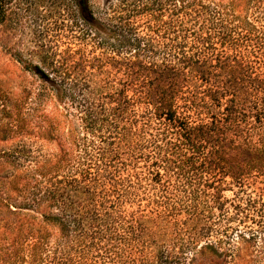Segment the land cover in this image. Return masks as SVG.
Instances as JSON below:
<instances>
[{"label": "trees", "instance_id": "16d2710c", "mask_svg": "<svg viewBox=\"0 0 264 264\" xmlns=\"http://www.w3.org/2000/svg\"><path fill=\"white\" fill-rule=\"evenodd\" d=\"M11 1L0 0V24ZM160 1L144 3L162 13ZM234 2L173 0L152 33L122 15L109 52L92 55L83 39L106 26L78 0L79 48L27 66L63 95L67 123L49 119L41 132L54 152L20 138L0 154V165L11 164L0 219L29 210L46 224L4 226L19 237L5 264H225L210 226L187 234L158 222L174 208L239 209L240 242H260L264 258V20ZM12 129L15 139L24 133L18 121ZM192 234L189 257L178 245Z\"/></svg>", "mask_w": 264, "mask_h": 264}, {"label": "rangeland", "instance_id": "374dc122", "mask_svg": "<svg viewBox=\"0 0 264 264\" xmlns=\"http://www.w3.org/2000/svg\"><path fill=\"white\" fill-rule=\"evenodd\" d=\"M145 0H89L90 11L94 17L104 23V34L94 38L83 39L87 44L86 51L93 50L92 55H99L101 52L108 53L111 40L115 35L113 27L123 15L129 17L134 27L142 32L152 33L149 26L155 25L158 19L169 20L172 13L171 3L173 0H161L165 3L167 10L162 13L158 11L159 4L153 5L144 3ZM188 1V0H186ZM196 2L198 8L202 4H207L211 0H190ZM233 0H228L230 3ZM237 4L238 12L245 14L248 5V16H260L264 20V0H234ZM164 5V4H163ZM78 0H12L10 11L6 21L0 24V154L2 150L9 151L20 138L26 139L35 149H42L46 155L54 152L56 145L54 142L43 138L41 132L49 125L47 121L52 119L54 123L63 127L66 116L62 113L63 102H60L59 91L56 84L48 83L43 77L35 73L27 66L38 64L40 67H47L49 58L45 57L47 52L64 54L73 52L79 48V26L77 24L79 15ZM108 25H111L109 27ZM111 28V29H110ZM113 33V34H112ZM90 55V56H92ZM46 60V65L44 63ZM66 104H69V101ZM70 108V107H69ZM65 110V109H64ZM17 121L24 126L23 134H18L17 139L13 137V127ZM33 132V135L27 132ZM11 164L0 165L1 175L8 172ZM9 185H5L8 189ZM9 190V189H8ZM237 189L225 191L227 198H233ZM16 194V193H15ZM17 195V194H16ZM246 196H244V199ZM240 202H242V199ZM169 209V208H168ZM249 208H240L242 212ZM255 209V208H254ZM151 210V209H150ZM174 215L171 219L159 220L167 223L171 230L179 228L188 229L186 232L212 229L211 237L215 241L223 238L221 246L228 252L223 254L220 260L225 264H264V258L259 253L260 242L254 247L240 242L239 235L242 228L240 222L239 209L236 208H174ZM245 215V212L243 213ZM233 217L232 221L229 220ZM2 219V218H1ZM0 219V264H5V256L11 251L12 245L17 243L19 237L15 232H5L4 226H9L13 222H24L25 226L33 224L34 230L45 229L46 224H42V217L39 212L29 210H18L10 222ZM29 221V222H27ZM227 226H233V230L223 232ZM238 226L240 229H235ZM51 227L48 226L47 229ZM5 233H4V232ZM200 232V231H198ZM194 233V232H193ZM185 235L184 240H179V245H185V252L192 256V246L185 243L193 238ZM177 240V239H176ZM205 239L199 242L203 244ZM185 242V243H183ZM221 243V241H220ZM189 247V248H188ZM188 248V249H187ZM191 252V253H190ZM200 260L209 259L207 256L199 257ZM27 264L28 261H27ZM44 264H47L44 263Z\"/></svg>", "mask_w": 264, "mask_h": 264}]
</instances>
